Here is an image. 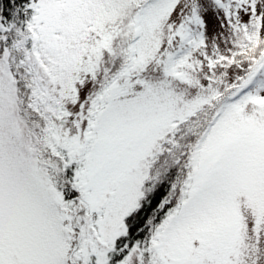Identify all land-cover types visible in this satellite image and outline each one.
Here are the masks:
<instances>
[{"label": "snow or ice", "instance_id": "6c2138e0", "mask_svg": "<svg viewBox=\"0 0 264 264\" xmlns=\"http://www.w3.org/2000/svg\"><path fill=\"white\" fill-rule=\"evenodd\" d=\"M0 264H264V0H0Z\"/></svg>", "mask_w": 264, "mask_h": 264}]
</instances>
